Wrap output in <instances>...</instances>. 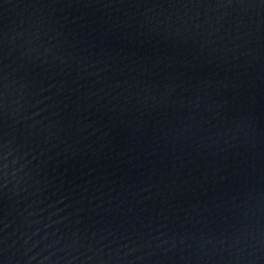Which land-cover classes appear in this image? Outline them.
<instances>
[{
    "label": "water",
    "instance_id": "1",
    "mask_svg": "<svg viewBox=\"0 0 264 264\" xmlns=\"http://www.w3.org/2000/svg\"><path fill=\"white\" fill-rule=\"evenodd\" d=\"M0 264H264V0H0Z\"/></svg>",
    "mask_w": 264,
    "mask_h": 264
}]
</instances>
